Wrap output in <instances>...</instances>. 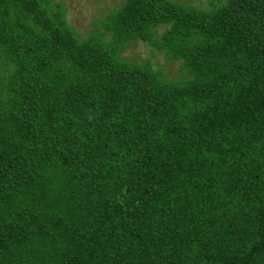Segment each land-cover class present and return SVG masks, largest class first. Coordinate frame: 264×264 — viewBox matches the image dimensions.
Segmentation results:
<instances>
[{"label": "trees", "instance_id": "16d2710c", "mask_svg": "<svg viewBox=\"0 0 264 264\" xmlns=\"http://www.w3.org/2000/svg\"><path fill=\"white\" fill-rule=\"evenodd\" d=\"M102 10L0 0V264H264V0Z\"/></svg>", "mask_w": 264, "mask_h": 264}, {"label": "rangeland", "instance_id": "374dc122", "mask_svg": "<svg viewBox=\"0 0 264 264\" xmlns=\"http://www.w3.org/2000/svg\"><path fill=\"white\" fill-rule=\"evenodd\" d=\"M61 1L66 9L70 23L80 31L84 30L95 17L102 14V7H111L118 0H58ZM131 52V55L139 56L142 59H149L154 69H158L168 78L174 76V69L171 68L169 61L165 60L161 53L151 54L149 48L144 44L137 42L131 44L125 50V53Z\"/></svg>", "mask_w": 264, "mask_h": 264}]
</instances>
